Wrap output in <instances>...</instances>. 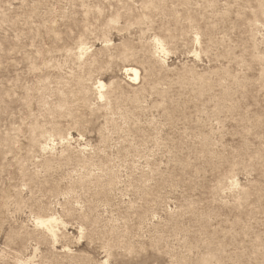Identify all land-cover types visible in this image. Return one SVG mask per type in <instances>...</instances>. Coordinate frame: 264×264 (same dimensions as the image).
<instances>
[{"label": "rangeland", "instance_id": "1", "mask_svg": "<svg viewBox=\"0 0 264 264\" xmlns=\"http://www.w3.org/2000/svg\"><path fill=\"white\" fill-rule=\"evenodd\" d=\"M0 264H264V0H0Z\"/></svg>", "mask_w": 264, "mask_h": 264}, {"label": "bare ground", "instance_id": "2", "mask_svg": "<svg viewBox=\"0 0 264 264\" xmlns=\"http://www.w3.org/2000/svg\"><path fill=\"white\" fill-rule=\"evenodd\" d=\"M157 40V39H156ZM155 40V41H156ZM165 45H163L162 44V42L161 41H159V40H157L156 41V48L157 49H159V51L160 52H165L166 50H165V47H164ZM154 48H155V46H154ZM164 61V60H163ZM123 69H124V73L126 74V75H130L131 76V79H133V81L134 80H136L137 81V79L139 78V71H138V69L136 68V67H134V66H131V65H126L125 67H123ZM129 76V77H130ZM130 79V78H129ZM99 84V86L97 87V90H99L98 88H100V89H102V86H103V84L101 83V82H99V83H97V85ZM96 90V89H95ZM97 92V91H96ZM100 92V91H99ZM262 120V119H261ZM262 122V121H261ZM231 183H233V182H231ZM231 186V185H230ZM233 186V185H232ZM76 187V186H75ZM55 188V187H54ZM47 217V216H46ZM57 217V216H56ZM58 218V217H57ZM56 222V219H55V217H52V215H50L49 217H47V218H42V217H38L37 218V223L38 224H41L42 226H44V228H45V230H47L49 233H50V236H54V235H56L54 232V228L56 227V225H55V227H53V224ZM52 228L54 229V230H52ZM52 238V237H51ZM53 240V239H52ZM80 260H81V258H80ZM202 260V262L203 263H205L207 260H208V257H204V258H202L201 259Z\"/></svg>", "mask_w": 264, "mask_h": 264}]
</instances>
